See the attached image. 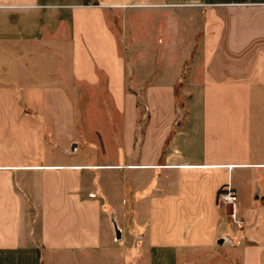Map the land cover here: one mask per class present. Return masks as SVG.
Masks as SVG:
<instances>
[{"label": "crops", "instance_id": "obj_1", "mask_svg": "<svg viewBox=\"0 0 264 264\" xmlns=\"http://www.w3.org/2000/svg\"><path fill=\"white\" fill-rule=\"evenodd\" d=\"M65 76L105 125L77 126ZM217 249L264 264V0L0 3V264Z\"/></svg>", "mask_w": 264, "mask_h": 264}, {"label": "rangeland", "instance_id": "obj_2", "mask_svg": "<svg viewBox=\"0 0 264 264\" xmlns=\"http://www.w3.org/2000/svg\"><path fill=\"white\" fill-rule=\"evenodd\" d=\"M64 64H65V57H62ZM67 58H69V54L67 55ZM32 63L36 64V63H40L42 62L44 67H49L51 66L54 61H53V57H51L49 54L43 53V54H33L32 55ZM67 62L69 63V61L67 60ZM65 80V84L67 86V88L69 89V93L70 95L73 97L74 99V103L75 106L77 107V126L80 127V124H83L85 127H91L93 124H98L99 125H105L106 124V117L103 116L101 114L100 117L98 116H88L87 114H85L84 116H79L81 115V111L83 110L84 112H93V110H98L97 108H99L100 110H102L101 112L103 113L104 110L107 109V107H109V103L108 102H104V101H97V102H92V101H81V100H76L77 95L74 94L73 92V86H72V80L67 76H65L64 78ZM89 91H91L89 89ZM83 92H86V88H83ZM156 104H158V106H161L163 108L166 107V101H162V100H158L155 102ZM178 105L180 106L183 102L181 100H177ZM109 215L110 212H109ZM112 217H114L112 215ZM120 221H122V223L124 224H128L131 221V217L130 214L127 213V219L124 220L123 217L118 216ZM124 220V221H123ZM132 245L135 246L136 244V240L134 242H132ZM117 247L112 248L111 249V253L112 254H117L118 250L121 253L123 257H128V255L130 254V250L125 249L124 250V246H121V243L116 245ZM124 251H126V254H124ZM223 252V254H226V251L223 250L221 251ZM220 252V253H221ZM230 252V251H228ZM137 256H140L139 254ZM136 259V258H135ZM133 259L130 264H143L140 260H135ZM221 262V257L219 256V250L217 249L216 251H209V250H203V251H185L182 252V255L180 257V260H178L177 264H218ZM59 264H77L76 261H63L62 263ZM146 264H148V262H146Z\"/></svg>", "mask_w": 264, "mask_h": 264}, {"label": "built area", "instance_id": "obj_3", "mask_svg": "<svg viewBox=\"0 0 264 264\" xmlns=\"http://www.w3.org/2000/svg\"><path fill=\"white\" fill-rule=\"evenodd\" d=\"M237 201V195L236 193L229 187V185H226L222 187L217 194V204L218 205H229L231 207L234 206V204ZM230 216L233 220H235V213L232 211L230 213Z\"/></svg>", "mask_w": 264, "mask_h": 264}, {"label": "water", "instance_id": "obj_4", "mask_svg": "<svg viewBox=\"0 0 264 264\" xmlns=\"http://www.w3.org/2000/svg\"><path fill=\"white\" fill-rule=\"evenodd\" d=\"M179 123H180V120H178L177 125H179ZM74 148H75V143L72 144L71 150H73ZM111 222H112V225H113V228H114L115 238L118 240V239H120V236H121L120 230H119V228L117 226V223H116V221H115V219L113 217H111Z\"/></svg>", "mask_w": 264, "mask_h": 264}, {"label": "clouds", "instance_id": "obj_5", "mask_svg": "<svg viewBox=\"0 0 264 264\" xmlns=\"http://www.w3.org/2000/svg\"><path fill=\"white\" fill-rule=\"evenodd\" d=\"M6 2H7V0H0V3H6ZM33 2L35 3L36 0H33Z\"/></svg>", "mask_w": 264, "mask_h": 264}]
</instances>
